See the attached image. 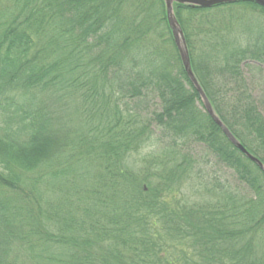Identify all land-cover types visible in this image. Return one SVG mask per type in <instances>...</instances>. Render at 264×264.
I'll list each match as a JSON object with an SVG mask.
<instances>
[{
    "label": "trees",
    "instance_id": "16d2710c",
    "mask_svg": "<svg viewBox=\"0 0 264 264\" xmlns=\"http://www.w3.org/2000/svg\"><path fill=\"white\" fill-rule=\"evenodd\" d=\"M173 9L214 113L264 165V119L240 68H264V26H249L264 9ZM149 99L159 108L145 115ZM194 144L248 194L200 182ZM20 254L264 264V174L205 112L162 0H0V264Z\"/></svg>",
    "mask_w": 264,
    "mask_h": 264
},
{
    "label": "rangeland",
    "instance_id": "374dc122",
    "mask_svg": "<svg viewBox=\"0 0 264 264\" xmlns=\"http://www.w3.org/2000/svg\"><path fill=\"white\" fill-rule=\"evenodd\" d=\"M258 17L260 19H264V16L261 14L258 15ZM260 19L259 21L255 22L251 21V24L249 26L252 28L261 27L259 24L264 26V21ZM257 67H259L260 69H258ZM240 68L244 78V82L249 89V93L255 101L258 110L264 119V89L262 84L264 68L263 66L252 63L242 64ZM138 107L140 111H142L145 115H150L152 112L157 111L159 105L157 100L149 99L147 101H144ZM190 150L192 156L199 162L197 171L201 176L200 182L202 181V183L208 185V187H211L218 182L219 184L229 185L232 190L242 196H246L248 194V191L245 189V187L235 181L234 175L232 174L231 170L217 163V161L208 154V151L202 145H191ZM146 151L147 150L143 151L141 155L143 153H146ZM134 158L136 160V165H143L141 159H139L140 155H136ZM185 192L190 199H194V195L196 194L194 187H185ZM196 195H202V193H197ZM20 255H22L21 258H19L20 264H24V256L23 254Z\"/></svg>",
    "mask_w": 264,
    "mask_h": 264
},
{
    "label": "water",
    "instance_id": "95a60500",
    "mask_svg": "<svg viewBox=\"0 0 264 264\" xmlns=\"http://www.w3.org/2000/svg\"><path fill=\"white\" fill-rule=\"evenodd\" d=\"M165 7V14L168 27L171 32L173 42L175 44L180 62L182 64L183 70L195 88L196 92L199 95L200 101L204 107L205 112L208 114L210 119L220 128L223 135L227 138L229 143L238 149L248 160L253 162L264 174V165L253 155H251L241 143L232 135V133L227 129V127L221 122V120L214 113L207 97L205 96L202 88L197 82L190 65L188 50L185 42L183 32L175 18L174 15V4L180 6L196 7L201 9H211L217 6L235 4L239 2L253 3L260 8L264 9V0H162Z\"/></svg>",
    "mask_w": 264,
    "mask_h": 264
}]
</instances>
